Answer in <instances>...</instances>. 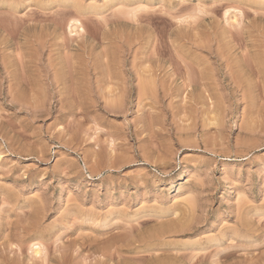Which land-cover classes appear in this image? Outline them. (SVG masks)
Masks as SVG:
<instances>
[{
  "label": "rangeland",
  "instance_id": "374dc122",
  "mask_svg": "<svg viewBox=\"0 0 264 264\" xmlns=\"http://www.w3.org/2000/svg\"><path fill=\"white\" fill-rule=\"evenodd\" d=\"M0 264H264V0H0Z\"/></svg>",
  "mask_w": 264,
  "mask_h": 264
},
{
  "label": "bare ground",
  "instance_id": "6f19581e",
  "mask_svg": "<svg viewBox=\"0 0 264 264\" xmlns=\"http://www.w3.org/2000/svg\"><path fill=\"white\" fill-rule=\"evenodd\" d=\"M138 94H139V93H138ZM144 94H145V93H144ZM257 123H258V122H257ZM188 203L191 204L190 202H188ZM189 204H188V205H189ZM189 206H190V205H189ZM179 209H180V208H179ZM180 210H181V209H180ZM192 221H193V220H192ZM189 224H190V223H189ZM162 228H163V227H162ZM168 228H169V227H168ZM161 230H162V229H161ZM169 230H171V232L173 231L172 229H169ZM164 233H165V232H163V234H164ZM233 233H234V232H233ZM151 234H152V233H151ZM169 234H170V231H169ZM236 234L238 235V233H236ZM146 235H148V234H146ZM155 235H157V237L159 236V234H157V233H156ZM164 235H165V234H164ZM237 235H235L234 237H236ZM162 236H163V235H162ZM240 236H241V235H240ZM159 237H160V236H159ZM163 237H164V236H163ZM153 238H154V237H153ZM160 238H161V237H160ZM213 239H214V238H213ZM213 239H210V240L215 241V240H213ZM216 239H218L217 236H216ZM222 239H223V238H222ZM204 240H205V239H204ZM208 240H209V239H208ZM230 240H231V239H230ZM234 241H235V240H234ZM234 241L231 240V242H234ZM207 242H208V241L206 240L205 243H207ZM217 242L219 243L218 240H217ZM221 242H222V241H220V243H221ZM201 243H202V242H201ZM210 243H211V242H210ZM212 243H213V242H212ZM222 243H223V242H222ZM200 245H201V244H200ZM203 245H205V244H203ZM152 246H153V245H152ZM205 246H206V245H205ZM220 246H221V245H220ZM200 247H201V246H200ZM212 248H213V247H212ZM220 249H221V248H220ZM205 250H206V249H205ZM205 250H204V252H205ZM217 250H218V249H217ZM217 250H216V251H217ZM200 251H202V249H200ZM102 252H103V251H102ZM116 252H117V251H116ZM150 252H152V251H150ZM39 253H40V250H39V249L36 250V254H39ZM178 253H179V252H178ZM194 253H195V252H194ZM207 253H208V252H207V250H206V254H207ZM34 254H35V252H34ZM118 254H119V252H118ZM150 254H151V253H150ZM203 254H204V253H203ZM208 254H209V253H208ZM110 255H112V253H111ZM177 255H178V254H177ZM193 255H194V254H193ZM199 255H200V254H199ZM36 256H37V255H36ZM120 256H121V255H120ZM122 256H123V255H122ZM205 256H207V255L204 254V256H202V257H205ZM112 257H113V256H112ZM123 257H124V256H123ZM194 257H195V256H193V259H194ZM202 257H201V258H202ZM139 258H140V257H139ZM142 258H143V257H142ZM195 258H196V257H195ZM250 259H251V258H250ZM137 260H138V259H137ZM137 260H136V258H135V261H137ZM197 260H199V259H197ZM139 262H140V261H139ZM159 262H160V261H159ZM199 262H200V261H199Z\"/></svg>",
  "mask_w": 264,
  "mask_h": 264
}]
</instances>
